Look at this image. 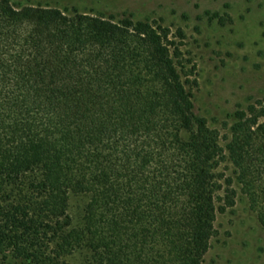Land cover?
<instances>
[{"label":"trees","instance_id":"obj_1","mask_svg":"<svg viewBox=\"0 0 264 264\" xmlns=\"http://www.w3.org/2000/svg\"><path fill=\"white\" fill-rule=\"evenodd\" d=\"M182 39L0 0V264H202L234 182L264 230V100L222 145L193 112ZM71 194L87 196L76 225Z\"/></svg>","mask_w":264,"mask_h":264},{"label":"rangeland","instance_id":"obj_2","mask_svg":"<svg viewBox=\"0 0 264 264\" xmlns=\"http://www.w3.org/2000/svg\"><path fill=\"white\" fill-rule=\"evenodd\" d=\"M15 6L40 4L67 12L156 22L183 34L195 115L227 134L231 115L255 100H264V0H10ZM217 14L221 21L212 17ZM221 140V144H225ZM219 171L232 174L229 162ZM234 204L217 214V234L210 240L202 264H264V230L248 200L233 183ZM87 196L71 194L68 213L80 222ZM83 254L68 258L81 264Z\"/></svg>","mask_w":264,"mask_h":264}]
</instances>
